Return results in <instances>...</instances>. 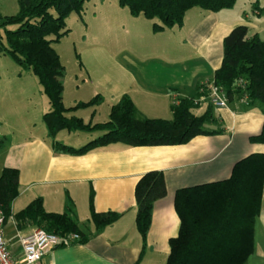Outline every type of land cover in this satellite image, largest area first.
Returning a JSON list of instances; mask_svg holds the SVG:
<instances>
[{
  "label": "trees",
  "instance_id": "16d2710c",
  "mask_svg": "<svg viewBox=\"0 0 264 264\" xmlns=\"http://www.w3.org/2000/svg\"><path fill=\"white\" fill-rule=\"evenodd\" d=\"M19 12L12 16L0 14V29L5 30L7 45L0 50L18 64L31 69L48 96L51 110L44 115L49 133L56 137L63 130L102 132L103 135L82 147L55 142L59 154L81 156L114 143L131 147L175 146L191 142L198 136L218 133L208 130L213 124L214 106L206 101L203 115L194 113V99L183 98L172 105V120L141 117L132 98L125 94L111 107L110 120L86 123L67 114L103 103L100 94L87 102L67 108L64 104L62 77L65 68L53 44L68 35L66 21L74 12L82 13L89 0H17ZM238 0H118L134 17L144 16L154 21L153 30L182 27L186 15L195 8L211 13L233 9ZM258 2L255 3L257 5ZM55 10L56 15L52 14ZM15 27V29H10ZM2 37L0 36V42ZM223 88L229 101L246 100L249 106L259 104L264 110V40L251 34L247 26L235 27L223 42V60L213 81ZM203 88H207L204 85ZM203 95V94H202ZM208 96L207 92L202 99ZM196 101V100H195ZM252 143L264 144V126ZM6 140L0 136V148ZM20 172L5 167L0 175V212L4 222L13 217L20 230L28 227L44 229L59 236L77 234V243L84 244L90 236L73 217L74 204L68 212H47L41 197L25 209L13 213L12 206L19 196ZM264 193V154H252L239 161L229 179L207 183L176 192L175 209L180 219L177 237L170 239L167 264H246L254 251L256 220L262 210ZM136 226L146 247L148 233L157 201L167 196L163 172L150 171L136 186ZM89 208L95 233L116 223L122 214L99 213L95 208V192L90 193Z\"/></svg>",
  "mask_w": 264,
  "mask_h": 264
},
{
  "label": "crops",
  "instance_id": "0c3cea01",
  "mask_svg": "<svg viewBox=\"0 0 264 264\" xmlns=\"http://www.w3.org/2000/svg\"><path fill=\"white\" fill-rule=\"evenodd\" d=\"M244 2L243 12L244 7L255 5L258 0ZM258 7L264 10V5ZM227 11L202 17L197 27L203 30H198L196 35L194 32L196 40H203L200 44V57L208 66L202 71L204 79L200 77L196 83L195 77L193 81V78L183 75L135 76L139 82V96L158 99L169 97L172 112L176 99L199 98L200 87L214 79L215 72L222 65L224 39L235 27L244 25L250 29L251 34H259L260 37L264 34L262 18L258 20L247 15L246 20H230V12ZM211 41L216 44V54L208 47ZM131 98L138 111L142 112L137 99ZM103 103L70 112L67 116L83 119L86 123L107 122L99 119ZM203 104L205 108L198 110L199 113H204L207 108V104ZM49 107L42 115L43 120L44 115L51 110V105ZM214 108L215 122L210 126L217 125V128H208L218 132L214 135L198 136L188 144L175 146L131 147L114 143L81 156L59 154L53 148L55 142L74 148L84 146L77 143L78 138H74L73 131L67 130V138L63 134L65 130L52 137L47 125V130L42 128L37 132L19 126L16 129L19 135L14 136V133L7 134L4 131V116L0 114V136L7 137L5 147L0 148V175L5 167L20 172V193L13 203V213L22 211L41 197L47 212L62 214L68 212L72 200L73 217L90 236L87 243L73 241L70 246L49 251L40 264H167L171 251L169 241L178 236L180 229V219L175 209L176 192L183 188L227 180L239 161L252 154H264V144L250 141L251 137L261 134L264 126V110L259 104L249 106L245 99H233L228 100L226 108ZM83 113H88L87 117ZM87 133L95 134V139L103 135L99 131ZM62 136L64 139H61ZM150 171L163 172L167 196L155 204L144 248L143 238L136 226L135 190L142 176ZM92 190L95 192L97 212L114 211L122 214L116 223L99 233H95L90 221L89 198ZM4 228L10 250L22 261V240L37 228L20 230L13 217L4 222ZM246 264H264V193L262 210L255 225L254 251Z\"/></svg>",
  "mask_w": 264,
  "mask_h": 264
},
{
  "label": "rangeland",
  "instance_id": "374dc122",
  "mask_svg": "<svg viewBox=\"0 0 264 264\" xmlns=\"http://www.w3.org/2000/svg\"><path fill=\"white\" fill-rule=\"evenodd\" d=\"M244 1L238 0L235 9H228L230 20H246L247 15L264 20V10L258 7H263L264 0H258L256 6L247 5L243 12ZM18 12L17 0H0L2 16H12ZM51 12L56 15L55 10ZM209 14L212 13L195 8L187 13L182 27L155 32L154 21L144 16H132L128 9L119 6L118 0L87 1L82 13L74 12L67 19L68 35L53 44L65 68L61 79L65 106L87 102L100 94L104 103L99 119L108 121L112 105L127 94L137 99L142 111L141 117L172 119L170 98L139 96V82L135 76L183 75L193 78V81L195 77V82H199L203 78L202 71L208 66L200 57V44L203 40H196L193 35L203 30L197 26L202 17ZM261 26L264 28V23ZM0 36V44L7 45L4 29H0ZM261 37L264 39V34ZM209 46L216 54L215 42H209ZM203 87H200V97L194 99V112L198 116L203 115V111H198L205 108L203 103L207 101L213 104L208 96L202 99L204 94L209 93ZM177 103L179 100L176 99L173 104ZM49 105V98L33 71L24 68L8 53L0 50V114L4 116V131L18 136L16 129L19 126L29 131L35 129V132L42 128L47 130L42 115L49 110ZM87 114L83 113V116L87 117ZM211 127L217 128V125H206V128ZM68 132L63 131L64 137H68ZM72 134L75 139L78 138L79 145L95 139V134L87 132L73 131ZM3 138L7 141V137Z\"/></svg>",
  "mask_w": 264,
  "mask_h": 264
},
{
  "label": "built area",
  "instance_id": "2783aa9c",
  "mask_svg": "<svg viewBox=\"0 0 264 264\" xmlns=\"http://www.w3.org/2000/svg\"><path fill=\"white\" fill-rule=\"evenodd\" d=\"M205 86L210 99L217 108L227 106L228 98L223 88L208 82ZM205 89V88H204ZM80 239L77 234L59 236L46 230L36 229L22 240L23 260L19 261L9 248L5 235L4 218L0 216V264H40L44 256L58 247L70 246L73 241Z\"/></svg>",
  "mask_w": 264,
  "mask_h": 264
}]
</instances>
